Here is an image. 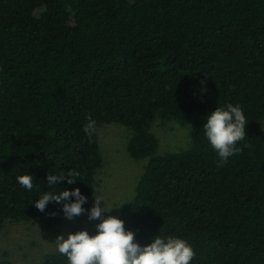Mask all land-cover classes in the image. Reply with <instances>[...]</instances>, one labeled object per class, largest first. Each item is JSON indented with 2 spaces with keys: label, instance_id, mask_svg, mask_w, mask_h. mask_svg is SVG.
<instances>
[{
  "label": "trees",
  "instance_id": "1",
  "mask_svg": "<svg viewBox=\"0 0 264 264\" xmlns=\"http://www.w3.org/2000/svg\"><path fill=\"white\" fill-rule=\"evenodd\" d=\"M227 103L249 123L220 166L201 127ZM157 116L190 125L191 146L158 153ZM263 121L264 0H0V231L5 220L59 224L60 205L32 203L48 171H80L57 187L79 188L90 209L98 126L113 122L145 161L129 204L109 213L136 241L160 230L189 242L192 264H264ZM25 173L39 185L31 192L16 181Z\"/></svg>",
  "mask_w": 264,
  "mask_h": 264
},
{
  "label": "clouds",
  "instance_id": "2",
  "mask_svg": "<svg viewBox=\"0 0 264 264\" xmlns=\"http://www.w3.org/2000/svg\"><path fill=\"white\" fill-rule=\"evenodd\" d=\"M203 135L218 158V164L223 166L230 157L239 152V142L246 137V126L249 121L239 104L227 103L217 106L203 118ZM97 130L96 120L89 115L83 131L91 139ZM190 145L191 134L187 137ZM81 172L76 169H60L46 174V191L33 200L35 208L44 212L49 203L60 205L63 216L72 220L87 212L89 221H99L95 224V233L79 230L75 233L58 234L55 238L54 253L66 258V264H192L196 253L189 242L175 234H166L159 230L147 244L135 240V234L126 230L124 221L116 216L105 213L119 209L121 205L106 208L103 198L95 197L90 209H85L87 197L79 188H58L65 182L69 185L80 180ZM32 174H22L16 177L17 183L29 192L39 185H34ZM81 181V180H80ZM60 189V191H56ZM103 202V206H101ZM129 204V203H128ZM55 216L56 212L50 213Z\"/></svg>",
  "mask_w": 264,
  "mask_h": 264
},
{
  "label": "rangeland",
  "instance_id": "3",
  "mask_svg": "<svg viewBox=\"0 0 264 264\" xmlns=\"http://www.w3.org/2000/svg\"><path fill=\"white\" fill-rule=\"evenodd\" d=\"M151 131L159 140L158 153L184 150L192 144L189 145L186 139L191 134V126L177 120L157 116ZM97 133L102 167L96 175L92 202L94 204L95 197L103 198L105 207L112 208L133 198L145 161L129 155L127 143L131 131L126 126L113 122L101 124ZM110 211L104 216H108ZM96 223L99 221L88 220L87 212L72 220L62 215L59 224L52 228H46L40 220H5L0 231V263L38 264L46 254L54 252L53 244L58 234H65V238L68 233L79 230L94 234Z\"/></svg>",
  "mask_w": 264,
  "mask_h": 264
}]
</instances>
